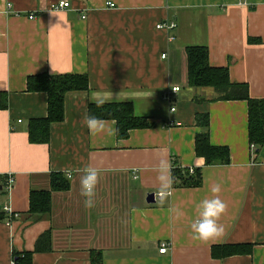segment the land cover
<instances>
[{"label": "crops", "instance_id": "1", "mask_svg": "<svg viewBox=\"0 0 264 264\" xmlns=\"http://www.w3.org/2000/svg\"><path fill=\"white\" fill-rule=\"evenodd\" d=\"M60 1L70 6L53 8ZM0 11V91L8 98L0 109V264H12L14 251H33L48 229L52 250L35 252L33 264H91L92 250L102 251V264H264V146L249 140L248 101L190 86L187 55L189 46L208 47L212 66L228 67L233 82L264 98V0H0ZM170 22L176 26L158 27ZM41 73L89 77L88 90L66 94L64 120L52 123L47 144L28 133L31 118L48 114L47 93L27 90L28 77ZM98 95L131 103L148 125L120 138L117 122L103 119L115 134L91 132L85 116ZM197 112L210 115L211 142L230 148L228 164L196 155ZM161 158L172 170L200 168L202 183L174 181L168 200L148 202ZM87 165L101 170L91 209L80 194ZM55 172L70 187L53 191L50 214L33 220L31 191L50 189ZM216 184L224 233L195 240L197 205ZM239 243L253 244L252 253L212 255L213 245Z\"/></svg>", "mask_w": 264, "mask_h": 264}, {"label": "trees", "instance_id": "2", "mask_svg": "<svg viewBox=\"0 0 264 264\" xmlns=\"http://www.w3.org/2000/svg\"><path fill=\"white\" fill-rule=\"evenodd\" d=\"M189 85L193 87H213L217 92V99H244L249 105V140L255 147L264 146V98L250 96L248 83L233 82L229 68L226 66H212L209 61V49L206 46H189L187 48ZM89 77L87 74H49L31 75L27 79V90L30 92H46L48 95V114L45 117L31 118L28 127L29 140L32 143L47 144L50 142V128L52 123L61 122L65 117V98L69 91L88 90ZM8 98L0 91V109L7 108ZM89 115L100 120L114 119L117 122V135L120 138L128 136L130 130L148 125L146 117H138L134 113L133 105L129 102L105 103L97 107L95 103L89 105ZM197 125L201 131L196 135V155L203 157L207 165L228 164L230 162V148L226 145H214L210 137V115L208 112H197ZM174 181L183 186H198L202 183L200 168H174ZM70 187L68 179L63 173L55 172L51 175V188L48 190H32L30 194L29 214L33 220H38L52 211V193L66 190ZM6 214V213H5ZM5 214L0 212V220ZM12 216V215H9ZM52 250V230L48 229L40 235L33 251H14L15 264H33L35 252ZM253 244H225L213 245L212 255L222 259L237 254H250ZM91 264H102V251H91Z\"/></svg>", "mask_w": 264, "mask_h": 264}, {"label": "clouds", "instance_id": "3", "mask_svg": "<svg viewBox=\"0 0 264 264\" xmlns=\"http://www.w3.org/2000/svg\"><path fill=\"white\" fill-rule=\"evenodd\" d=\"M6 12L0 11V15ZM175 91V90H174ZM93 102L97 107L103 106L107 101L103 95L93 97ZM85 123L89 130L93 133L107 131L109 134H115V129H109L104 121L95 116H85ZM156 173L158 181V190L154 193L159 201L163 203L168 200L173 194L174 177L172 174L171 162L166 158H161L158 164L153 169ZM80 177V194L84 198L83 204L86 209L95 207V189L101 177V170L90 165L83 167ZM213 197L211 199H203L197 205V217L190 225L192 237L195 240L207 241L218 238L224 233V226L218 223L220 216L226 209V204L218 197L221 191L219 184L210 189ZM169 214L176 219L182 215V212L175 207L168 209Z\"/></svg>", "mask_w": 264, "mask_h": 264}, {"label": "built area", "instance_id": "4", "mask_svg": "<svg viewBox=\"0 0 264 264\" xmlns=\"http://www.w3.org/2000/svg\"><path fill=\"white\" fill-rule=\"evenodd\" d=\"M111 6H114V4L113 3H109ZM70 6V3L68 2V1H60V2H58V3H56V4H54L53 5V8H55V9H62V8H67V7H69ZM30 18H34V14H31L30 15ZM176 26V23L175 22H170V23H168V24H163V23H159L158 24V27L159 28H164V27H167V28H174ZM163 56H165V54L163 55ZM180 89V87H174L173 88V91L175 90V91H177V90H179ZM176 108L175 107H172V111H174ZM191 170H192V168H191ZM13 183H14V177L12 176V175H10L9 177H8V179H7V186H8V188H11L12 186H13ZM5 209L7 210V212L8 213H10L11 214V209L9 208V207H5ZM9 214V215H10ZM12 215V214H11ZM161 248H160V252L161 253H165L166 251H167V249H168V243H166V242H163L162 244H161ZM12 264H15V261L13 260L12 261Z\"/></svg>", "mask_w": 264, "mask_h": 264}, {"label": "water", "instance_id": "5", "mask_svg": "<svg viewBox=\"0 0 264 264\" xmlns=\"http://www.w3.org/2000/svg\"><path fill=\"white\" fill-rule=\"evenodd\" d=\"M147 201H148V202H153V201H155V195H154V193H151V194L148 195Z\"/></svg>", "mask_w": 264, "mask_h": 264}]
</instances>
